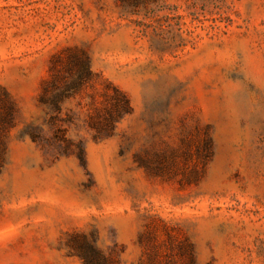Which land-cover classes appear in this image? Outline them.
Listing matches in <instances>:
<instances>
[{"label": "rangeland", "instance_id": "374dc122", "mask_svg": "<svg viewBox=\"0 0 264 264\" xmlns=\"http://www.w3.org/2000/svg\"><path fill=\"white\" fill-rule=\"evenodd\" d=\"M90 247L264 264V0H0V264Z\"/></svg>", "mask_w": 264, "mask_h": 264}, {"label": "trees", "instance_id": "16d2710c", "mask_svg": "<svg viewBox=\"0 0 264 264\" xmlns=\"http://www.w3.org/2000/svg\"><path fill=\"white\" fill-rule=\"evenodd\" d=\"M89 75V72H88V69L85 68L83 73L81 74L80 78L81 79H86L84 78L85 76ZM121 101L123 103V106L121 108V110L117 113V120L119 118H121V116H123L125 113L128 112L129 110V104H128V101L123 97L121 96ZM116 119H114V121H117ZM91 251L93 252V254L91 255H87V254H82L81 257L82 259L84 260L85 264H101L99 263V261L97 260L96 256H94V254H97L96 251L94 250L93 247H90Z\"/></svg>", "mask_w": 264, "mask_h": 264}]
</instances>
